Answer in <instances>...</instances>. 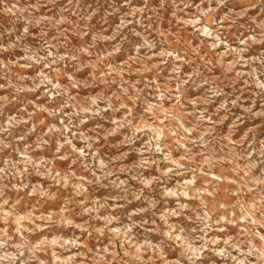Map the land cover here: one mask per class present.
Returning <instances> with one entry per match:
<instances>
[{"label": "rangeland", "instance_id": "1", "mask_svg": "<svg viewBox=\"0 0 264 264\" xmlns=\"http://www.w3.org/2000/svg\"><path fill=\"white\" fill-rule=\"evenodd\" d=\"M0 264H264V0H0Z\"/></svg>", "mask_w": 264, "mask_h": 264}]
</instances>
